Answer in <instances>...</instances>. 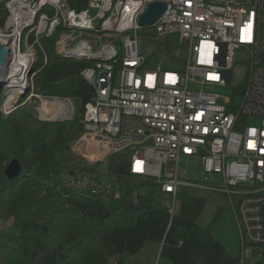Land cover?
Listing matches in <instances>:
<instances>
[{"label": "built area", "instance_id": "built-area-1", "mask_svg": "<svg viewBox=\"0 0 264 264\" xmlns=\"http://www.w3.org/2000/svg\"><path fill=\"white\" fill-rule=\"evenodd\" d=\"M154 2L164 10L140 24ZM147 29L170 49L177 35L187 47L182 70L146 67ZM52 36L58 55L88 62L80 75L92 94L72 149L95 162L128 151L129 173L157 184L170 216L184 188L226 194L240 238L236 264H264V0H0L4 114L35 98L40 120L51 121L47 104L58 120L76 116L68 96L34 91L37 49ZM237 55L247 73L232 88L236 100L214 87L231 84ZM119 179L93 193L119 198ZM66 180L88 182L75 171Z\"/></svg>", "mask_w": 264, "mask_h": 264}, {"label": "trees", "instance_id": "trees-1", "mask_svg": "<svg viewBox=\"0 0 264 264\" xmlns=\"http://www.w3.org/2000/svg\"><path fill=\"white\" fill-rule=\"evenodd\" d=\"M55 39H41L34 91L69 96L81 116L92 94L80 75L88 62L58 55ZM1 97L0 89V102ZM81 130V122L40 120L24 105L9 114L0 110V218L12 219L20 233L12 245L0 232V264H107L110 255L122 264V254L135 253L150 241L161 242L160 256L172 264H236L210 227L197 223L204 198L182 189L170 216L164 200L154 194L157 184L129 173L128 151L106 159L108 175L125 180L122 197L93 193L96 184L90 178L83 186L66 180L63 175L70 170L92 171L72 149ZM13 159L21 171L8 179L4 170ZM143 185L150 191L134 195Z\"/></svg>", "mask_w": 264, "mask_h": 264}, {"label": "rangeland", "instance_id": "rangeland-1", "mask_svg": "<svg viewBox=\"0 0 264 264\" xmlns=\"http://www.w3.org/2000/svg\"><path fill=\"white\" fill-rule=\"evenodd\" d=\"M153 33L154 32L151 29H147V31L144 33L143 46L144 53L147 57L146 67L149 69L161 68L182 70L185 66L187 47L185 45L179 44L177 42V35H173L172 38L175 39V43L174 47L170 49L166 46L164 41H157L151 37L150 35H153ZM239 57L240 55L236 56V63L232 69L231 84L221 87H214L215 91L223 95L233 97L236 100L239 99V95L233 94L232 88L240 87L244 83L247 73V66ZM41 103L42 102L39 99L33 98L30 101L20 103L19 105H24L25 107L33 109L34 111V108ZM74 105L75 111L77 113L78 107L75 103ZM74 151L78 156L83 158L79 149L76 148ZM83 167H92L91 172L82 173V175L84 174L83 176L85 179L90 178L91 183H113V178L108 175L106 160L95 162L83 158ZM189 170L190 176H193L191 167H189ZM63 176L64 178H67L66 174ZM194 179L199 180L198 177H194ZM119 180L120 197H122L123 189L125 188V180L122 178ZM130 183L139 184L140 182L131 181ZM149 191L150 188L146 185H143L134 192V195L137 193L145 194ZM187 192L189 194L204 198V203L197 218V223L200 226H209L213 236L219 240L228 250L229 254L237 260L240 255V238L234 214L231 210L230 201L227 195L217 190L196 187H189ZM154 194L160 200H165L166 198V195L157 189L154 190ZM178 206L179 202L177 201L176 209H178ZM0 232H4L8 236L12 245L18 244L20 233L18 228L13 224L12 219L1 220ZM147 247H152L153 250L151 251ZM116 259L117 258L115 255H110L108 257L107 264H118ZM121 261L122 264H172L160 256V243L157 241L146 242L143 247H141V249L135 253L122 254Z\"/></svg>", "mask_w": 264, "mask_h": 264}, {"label": "water", "instance_id": "water-1", "mask_svg": "<svg viewBox=\"0 0 264 264\" xmlns=\"http://www.w3.org/2000/svg\"><path fill=\"white\" fill-rule=\"evenodd\" d=\"M164 10V5L162 3L154 2L151 3L148 10L140 17V24L146 25L149 23H152L156 17ZM8 53V49H6L1 43H0V77L2 76V63L4 61L5 54ZM64 58H71V56H65ZM30 71V70H29ZM29 84L25 85L23 92L21 93V96H23L28 90H29ZM80 116H75L74 121L80 122ZM21 171V166L19 162L16 159H13L9 162V164L6 166L4 173L8 179H13ZM69 175H73L74 171L70 170L68 171Z\"/></svg>", "mask_w": 264, "mask_h": 264}, {"label": "bare ground", "instance_id": "bare-ground-1", "mask_svg": "<svg viewBox=\"0 0 264 264\" xmlns=\"http://www.w3.org/2000/svg\"><path fill=\"white\" fill-rule=\"evenodd\" d=\"M48 106L49 104L44 106V110H42L43 115L47 117V120H58L59 119L58 113L55 111L51 112V110L49 111Z\"/></svg>", "mask_w": 264, "mask_h": 264}, {"label": "crops", "instance_id": "crops-1", "mask_svg": "<svg viewBox=\"0 0 264 264\" xmlns=\"http://www.w3.org/2000/svg\"><path fill=\"white\" fill-rule=\"evenodd\" d=\"M159 243H160V247H161V242H159ZM142 247H143V246H142ZM147 248H149V250H151V251L153 250L152 247H147ZM140 249H141V248H140ZM151 251H150V252H151ZM124 254H130V253H124Z\"/></svg>", "mask_w": 264, "mask_h": 264}]
</instances>
